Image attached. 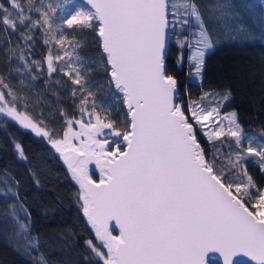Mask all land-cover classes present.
<instances>
[{"label":"snow or ice","instance_id":"snow-or-ice-1","mask_svg":"<svg viewBox=\"0 0 264 264\" xmlns=\"http://www.w3.org/2000/svg\"><path fill=\"white\" fill-rule=\"evenodd\" d=\"M71 3L64 0L59 7L63 10ZM243 7L246 11L259 7L260 11L258 15L252 13L259 20L258 34L241 27L242 42L264 44V0L258 6L249 3ZM55 11L51 4L44 5V0L39 5L28 0L27 8L20 0H10V7L0 3L4 31L10 30L11 35L19 31V26L25 29L20 31L25 47H9V58L25 61L27 67L25 49L30 47L32 32L37 28L45 30L44 43L49 44L47 37L52 36L62 50V54L60 50L54 54L49 49L45 58L48 74L60 72L67 76L78 86L72 89L73 96L86 93L80 97V113L81 117L87 115L88 121L67 118L61 111L67 128L63 139H52L49 131L16 111L17 97L2 76L0 88L8 89L12 101L9 106L5 92L0 91V113L47 137L64 157L79 185L83 215L99 241V245L92 239L85 241L98 262L213 264L211 253L219 254L222 264H264V188L247 171V161L257 157L253 162L264 172V140L254 143L257 137H248L245 148L236 113L220 114L230 93L207 92L186 106L177 103V80L166 67L169 29L177 35V67L183 66V52L188 49V63L195 68L190 75L197 78L202 74L206 55L214 48L213 34L196 0H83L61 21L74 31L97 32L99 55L105 62L109 84L127 109L122 127H117L115 120L101 119L96 112L95 93L87 80L95 62L81 57L77 51L80 43L67 41L63 34L58 38L53 35ZM211 11L219 12L218 22L227 15L223 5H215ZM32 12L39 18L33 19L29 14ZM189 28L194 31L189 32ZM186 32L195 37L194 45L187 36L179 38ZM66 42L70 50L64 47ZM32 64L40 66L39 61ZM88 97L93 99L89 101ZM205 101H214L215 106L209 107ZM88 104L90 111L85 107ZM101 110L105 118L110 115ZM223 121H228L227 132ZM73 124L79 125V132L73 131ZM196 126L205 130L203 135L215 148L211 156L198 141ZM81 136L85 139L79 147L71 143L70 138ZM224 136L234 138L235 147L233 141L222 140ZM217 142L229 149L227 154L216 147ZM15 148L19 158L26 159L21 145ZM93 162L100 172L98 183L90 175L89 165ZM233 175L237 179H231ZM10 216L13 234L25 236L32 245L33 238L28 235L30 219H22L15 205ZM117 230L118 234H114ZM236 257L247 259L234 262Z\"/></svg>","mask_w":264,"mask_h":264},{"label":"trees","instance_id":"trees-1","mask_svg":"<svg viewBox=\"0 0 264 264\" xmlns=\"http://www.w3.org/2000/svg\"><path fill=\"white\" fill-rule=\"evenodd\" d=\"M57 1L44 0V5L53 6ZM20 2L27 8L28 0ZM196 2L200 5L203 19L213 34L215 44L206 55L202 74L197 78L190 75L195 73V68L188 63V49L183 52V66L177 67L180 51L175 43L177 35L171 30L172 39L168 47L166 67L168 74L173 75L179 85L178 103L186 106L190 100H199L207 92L230 93V99L224 102L220 114L223 116L236 113L245 137L244 147L246 139L253 135L257 137L254 143H259L264 140V44L259 41L243 43V34L238 31L226 32L222 26H216L214 31L208 21L214 20L209 12L215 6V1ZM0 3L10 7V0H0ZM34 3L39 5L40 0H34ZM29 14L33 19L39 18L38 13ZM59 20L56 10L53 16V28L56 31L53 35L58 38L63 34L67 41L80 43L82 46L77 51L81 57L95 62L87 80L95 93L96 112L101 119L115 120L116 126L122 127V122L127 118L126 109L120 94L109 84L110 77L105 71V62L99 55L97 32L94 29L74 31ZM4 27L0 25V76L17 97L16 111L27 115L33 123L49 131L52 139H63L67 125L65 115H62L61 111L67 118H83L87 122L89 117H81L80 113V97L86 93L78 92L73 96L72 89L78 86L73 85L71 80L60 72L49 76L45 58L49 49L55 54L60 50V46L52 36L47 37L49 44L44 43L45 30L37 28L32 32L33 39L28 42L30 47L25 49L28 63L26 67L25 61L16 57L9 58L8 53L9 47H25L20 38V31H24V27L19 26V31L11 35L10 30L4 31ZM192 31L194 29L189 28V32ZM185 36L195 44V37L188 32L179 38L183 40ZM64 47L69 48V44L66 42ZM60 51L62 54V50ZM33 61H39L40 66L33 65ZM0 91L5 92V99L11 106L12 97L7 95L8 89L0 88ZM92 99L93 97H88L89 101ZM114 104L117 106H113ZM205 105L214 107L215 102L205 101ZM85 107L91 110L90 104ZM102 108L110 113L107 118ZM72 127L73 131H80L78 124H73ZM196 131L198 141L211 156L215 148L203 135L205 130L197 127ZM225 131L227 132V127ZM221 139L233 141L235 147L234 138L224 136ZM16 144L21 145L26 159L19 158ZM50 145L47 137L37 135L6 113H0V264H41V257L43 264H102L85 244L86 240L92 239L94 244L99 245L84 220L79 190L70 180ZM216 147L221 148L224 154L229 151L219 142ZM257 159L251 157L247 161V171L254 182L264 188V172L253 162ZM219 166L218 161L217 167ZM92 177L98 180L96 175L93 174ZM230 178L237 179L234 175ZM5 192H9V195L5 196ZM13 205L22 219H30L28 235L33 238L32 245L25 236L13 234L14 225L10 216ZM20 205H23L22 209Z\"/></svg>","mask_w":264,"mask_h":264},{"label":"rangeland","instance_id":"rangeland-1","mask_svg":"<svg viewBox=\"0 0 264 264\" xmlns=\"http://www.w3.org/2000/svg\"><path fill=\"white\" fill-rule=\"evenodd\" d=\"M215 5H223L226 6V17H220L219 22L217 20V17L219 16V12L217 11L215 14L210 9V16L214 18V20H209L208 24L212 27L214 31H216V26L220 27L222 26L226 32H234L238 31L241 27H244L246 30H256L258 33V26H259V20L256 18V15H258L260 9L259 7H256L255 9H250L248 11L245 10L243 5L245 4H253V5H259L261 3V0H214ZM64 2V1H63ZM59 0L56 2L55 5H53L59 15V21H62L63 19L67 18V14L72 11V9L76 6L82 3L81 0H72V3L67 5L63 10L59 7L61 3ZM238 3V5H236ZM252 13H255L256 15H253ZM209 16V15H208ZM171 18V17H170ZM240 21H243V25H241ZM67 26V24H65ZM75 28V26H74ZM195 43V40H194ZM252 43V42H251ZM194 51V49H193ZM218 119V118H217ZM223 124L225 128L228 125V121H223ZM198 126H196L197 128ZM25 128V127H24ZM30 129L31 128H26ZM33 131V130H32ZM79 132V131H78ZM197 132V131H196ZM100 138V137H98ZM71 142H74L77 146L81 145V142L85 139V137L81 136L80 139H76L74 137L70 138ZM232 139V138H231ZM245 148H247V143L245 144Z\"/></svg>","mask_w":264,"mask_h":264},{"label":"water","instance_id":"water-1","mask_svg":"<svg viewBox=\"0 0 264 264\" xmlns=\"http://www.w3.org/2000/svg\"><path fill=\"white\" fill-rule=\"evenodd\" d=\"M81 1H82V3H83V0H81ZM171 39H172V37H171V29H169V30H168V37H167V53H168V50H169L168 47L170 46ZM177 88H178V98H177L176 102L178 103V100H179V85H178V83H177ZM115 91H116V90H115ZM125 109H126V106H125ZM126 112H127V109H126ZM105 131L107 132L108 130L105 129ZM71 143H72L73 145H75L76 147H79V146H77L74 142H71ZM50 147H51L52 150L55 152V154H56V156L58 157L59 161L62 163L64 169L66 170L67 174H68L69 177L71 178L70 180L73 181V183L76 185V187H77L78 190L80 191V189H79V185H78V184L75 182V180L72 178V173H71V171L69 170L68 165L65 163L64 157L61 155L60 152H57V151H56V149L52 146V144L50 145ZM89 170H90V175H91V178H92V179H93V177H92L93 174L96 175V176L98 177V180L93 179L95 182L98 183L99 180H100V172H99V169L96 168L94 162H93L91 165H89ZM81 202H82V201H81ZM83 217H84V215H83ZM84 220H85V222H87L85 217H84ZM87 225H88V224H87ZM88 227H89V229L91 230V232H93V234H94V231L90 228L89 225H88ZM114 234H118V230H117L116 232H114ZM94 237H95V234H94ZM95 240H96V239H95ZM96 242L99 244V241L96 240ZM102 249H103V248H102ZM103 251H106V249H103ZM209 257L212 258L213 264H216V261H219V264H222V258L219 257V254H211V253H210V254H209ZM239 259H247V258L236 257V258H234V262H235L236 260H239ZM217 264H218V262H217ZM237 264H241V262H240V261H237ZM253 264H254V262H253Z\"/></svg>","mask_w":264,"mask_h":264}]
</instances>
